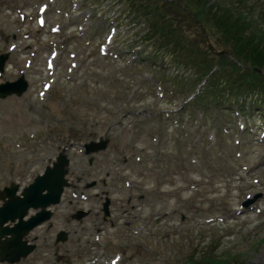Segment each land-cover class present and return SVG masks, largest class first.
Instances as JSON below:
<instances>
[{"label": "rangeland", "instance_id": "obj_1", "mask_svg": "<svg viewBox=\"0 0 264 264\" xmlns=\"http://www.w3.org/2000/svg\"><path fill=\"white\" fill-rule=\"evenodd\" d=\"M112 1L115 0H87L86 6L77 1V6L74 7V3L69 13V0H5L0 6V54H8L0 84L15 81L21 75L29 84L21 97L0 99V191L9 183L22 187L30 182L31 176L41 172V167L48 160H54L59 145V148L70 151L69 157L81 162V157L69 150L70 144H82L90 136L91 139H97L112 124L108 132V136L114 138L111 147H119V151L124 149L123 152H129L128 147L141 149L143 158L152 152L157 153V158H172L173 177L167 180L166 186L160 187L166 192L172 191V197L162 203L156 193L158 199L155 207L144 209V214H148L145 219L148 220L151 211L155 215H163L157 228L152 225L153 231L147 229L144 236L130 238L129 231L137 223L124 231L120 227L119 232L112 236L102 235V246L91 234L95 226L102 227L100 218L92 214L80 221L83 223L70 220L69 224H65L72 210L63 202L50 234L53 236L58 230L69 233L67 242L61 245L60 264H83L89 242L90 245L95 244L98 251L102 249L108 259L112 253L120 252L123 264H128V261L132 264H186L192 254H196L197 260L205 259L207 255L201 256L204 253L211 259L220 260L219 264H264V145L259 142L258 136L264 131L257 135L251 134L253 130L241 132L238 127L240 120L236 119L237 126L224 137L225 145L216 139V147L215 139L212 138L200 147L198 142L205 134L207 139L210 135L216 138L213 130L205 132L196 123L195 112L198 116L200 110L195 106L190 107L184 118L181 117L178 124L172 125L169 120L162 119L161 114H157L159 110L171 106L166 99L157 103L154 97L155 88L160 83L165 92L174 91V100L178 104L184 98L177 94L170 81L165 82V79L169 80L175 74H170L174 66L179 72L182 70L184 78L189 79L191 75L188 67L174 64L172 55L186 63L191 51L198 58L210 47L214 51L213 56L224 52L223 56L228 59L234 58V51L224 49L220 34L211 26H208L209 29L204 27L205 31L201 27L195 28L192 14L175 6V1L180 4L181 1L166 0L167 4H164L163 0H141L140 3L146 6L151 3L152 8L160 6L169 22L174 24L178 50L172 53L171 48H163L162 55L143 63L147 64L146 67L136 68L125 63L128 58L126 51L122 54L124 59L121 62H102L98 54L95 55V48L104 42L108 30L123 20L122 11L126 10L125 6L116 9ZM215 1L219 0H213L212 3ZM231 1L236 3L238 0H221L228 5ZM42 4H46L44 16L48 27L41 30L35 26L33 17ZM57 4L65 6L62 8L65 14L56 12ZM239 6L242 11H249L264 31V20L258 17L264 13V0H243ZM20 14H27L28 17L21 18ZM125 22L127 20L124 19ZM53 26H58L59 33H50ZM122 30L118 25L117 33L120 36L114 42L113 50L140 35L129 26ZM88 43L91 47L81 50L82 45ZM14 45L15 50L7 53L9 46ZM54 48L61 52L55 66V90L48 93L44 101H40L36 94L41 82L47 79L44 63ZM70 53L76 55L74 59L69 58ZM142 55L152 56L151 48H146V53ZM27 60H31L32 65L29 70L24 67ZM72 61H78L79 66L72 82L65 83L68 82L67 79L63 82L66 65ZM24 70L25 73L22 72ZM255 71L264 78L262 70ZM175 82L180 85L178 81ZM65 96H69L67 103L63 101ZM200 105H204V102ZM257 109L264 111V105ZM217 114V111L206 113L203 124L208 127V124L216 122ZM260 128H264V121ZM149 135L155 138L153 143L149 142ZM130 136L129 143L128 140H122ZM237 141L240 143L235 146ZM110 149L101 156L108 154ZM216 152L224 154L217 156ZM94 160L90 168L101 177L106 167L104 158ZM245 166H249L248 169L245 170ZM79 170L75 169L74 172ZM145 176L143 174L144 181ZM79 186L82 188L83 183ZM181 189L183 192H179ZM144 194L152 197L147 190ZM256 195L259 196L251 201L250 207L239 206L240 201L251 200ZM210 219L216 223H206Z\"/></svg>", "mask_w": 264, "mask_h": 264}, {"label": "trees", "instance_id": "obj_2", "mask_svg": "<svg viewBox=\"0 0 264 264\" xmlns=\"http://www.w3.org/2000/svg\"><path fill=\"white\" fill-rule=\"evenodd\" d=\"M121 1L128 6V12H132L134 16L139 15L145 19V22L147 21L146 41L154 39L160 47L171 48L172 53H175V49L178 50L177 30L174 28V24L169 22L168 17L162 13L160 6L152 8L151 3L146 6L140 3L141 0ZM163 1L164 4H167L166 0ZM179 1L181 4L175 1V6L189 15L192 14L195 28L201 27V30L205 31L204 27L211 26L220 34V42L224 49L234 51H232L233 57L240 65L260 69L264 72V31L257 25L258 20L253 18L249 11L241 10L239 5L243 0H238L236 3L231 1L229 5L221 0L214 3H212L213 0ZM258 17L264 20V13L262 12ZM260 22L262 21L260 20ZM184 65L190 69V77L193 81L201 79L214 67H217V70L209 76L205 89L202 90L203 95L207 93L212 95L215 89H220V93L214 94L215 101L221 100L219 95L226 93L223 94L221 101H227L228 97L233 95V103H240L239 108L245 109L247 108L245 105L247 96H254L259 100V97L264 94V78L262 76L256 74L252 69L244 70L242 66H237L222 54L213 56L206 49L204 54L197 58L195 52L191 51L189 61H186ZM225 87L227 89L224 90ZM257 100L252 99L251 102L257 103ZM203 255H207L203 260H197V257L191 256L188 264L220 263V260L211 259L208 254Z\"/></svg>", "mask_w": 264, "mask_h": 264}, {"label": "water", "instance_id": "obj_3", "mask_svg": "<svg viewBox=\"0 0 264 264\" xmlns=\"http://www.w3.org/2000/svg\"><path fill=\"white\" fill-rule=\"evenodd\" d=\"M65 165V160L63 158L59 159L58 163L54 164L52 169L47 170L34 184L24 190L22 199L14 196L16 187L4 191V196L8 200L0 208V237L8 234L11 235V238L4 243L0 242V261H16L19 256H24L29 252V249H24V243L21 239L29 229L48 219L49 214L41 212L26 223L22 219L29 208H45L50 204L58 202L63 186L65 185L63 181ZM45 190L47 194L42 195V192ZM15 219H18V223L15 224L12 230L2 228V225L8 220L13 222Z\"/></svg>", "mask_w": 264, "mask_h": 264}]
</instances>
